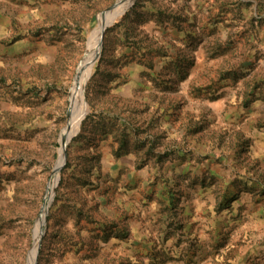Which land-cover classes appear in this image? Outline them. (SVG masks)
Segmentation results:
<instances>
[{"label": "rangeland", "instance_id": "1", "mask_svg": "<svg viewBox=\"0 0 264 264\" xmlns=\"http://www.w3.org/2000/svg\"><path fill=\"white\" fill-rule=\"evenodd\" d=\"M118 2L0 0V264L31 263ZM103 32L34 264H264V0H131Z\"/></svg>", "mask_w": 264, "mask_h": 264}, {"label": "bare ground", "instance_id": "2", "mask_svg": "<svg viewBox=\"0 0 264 264\" xmlns=\"http://www.w3.org/2000/svg\"><path fill=\"white\" fill-rule=\"evenodd\" d=\"M130 4H131V0H119V2L116 4L115 10L112 13L106 14L104 16L102 15L103 17L102 27L96 29L93 35L91 36L86 55L79 66L71 92L70 124L61 134V142H62L61 158L58 163L54 181L51 183L49 189V195L46 206L43 210V214L39 219L36 227L37 241L35 244L33 255L31 256L30 264H34L36 260L37 251L40 243V236L42 235L41 229L43 228L48 209L54 198L55 187L57 181L59 180L60 168L63 166V163H65L64 162L65 147L68 145L70 140L77 134L83 119L87 115L88 105L86 102V87L99 60L103 26H107L111 24L113 21H115L120 16L123 9L129 7Z\"/></svg>", "mask_w": 264, "mask_h": 264}, {"label": "water", "instance_id": "3", "mask_svg": "<svg viewBox=\"0 0 264 264\" xmlns=\"http://www.w3.org/2000/svg\"><path fill=\"white\" fill-rule=\"evenodd\" d=\"M115 7H116V4L113 7H111L110 9H108L107 11H105L104 14L112 13L115 10ZM106 28L107 27H105L104 32H105ZM104 32H103V35H102V41H103ZM102 41H101V45H102ZM69 112H70V109H69ZM65 160H66V153H65Z\"/></svg>", "mask_w": 264, "mask_h": 264}]
</instances>
